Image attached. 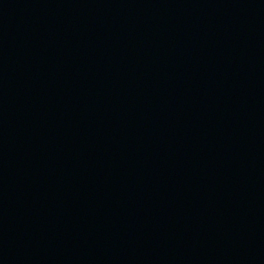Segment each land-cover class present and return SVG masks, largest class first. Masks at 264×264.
Wrapping results in <instances>:
<instances>
[{
	"label": "water",
	"instance_id": "1",
	"mask_svg": "<svg viewBox=\"0 0 264 264\" xmlns=\"http://www.w3.org/2000/svg\"><path fill=\"white\" fill-rule=\"evenodd\" d=\"M0 264H264V0H0Z\"/></svg>",
	"mask_w": 264,
	"mask_h": 264
}]
</instances>
